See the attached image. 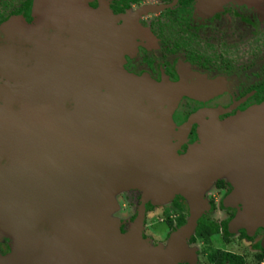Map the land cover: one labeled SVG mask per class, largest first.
<instances>
[{"label": "water", "instance_id": "obj_1", "mask_svg": "<svg viewBox=\"0 0 264 264\" xmlns=\"http://www.w3.org/2000/svg\"><path fill=\"white\" fill-rule=\"evenodd\" d=\"M86 14L82 27L68 29L75 40L65 50L41 28L34 44L14 26L2 28L0 71L19 78L0 86V242L12 246L0 264H177L183 246L166 252L143 240V212L121 232L117 196L132 189L143 191V203L186 197L196 210L181 238L195 225L203 192L226 178L235 186L228 204L243 205L230 228H264V104L241 113H253L249 121H221L222 110L192 115L186 130L213 124L212 141L201 145L210 161L198 169L189 151L179 154L183 134L172 140L173 114L184 97L211 99L220 86L193 72L161 83L126 72L117 22L129 26L133 16ZM24 41L33 50L22 62Z\"/></svg>", "mask_w": 264, "mask_h": 264}, {"label": "flooded vegetation", "instance_id": "obj_2", "mask_svg": "<svg viewBox=\"0 0 264 264\" xmlns=\"http://www.w3.org/2000/svg\"><path fill=\"white\" fill-rule=\"evenodd\" d=\"M48 1H51L49 5L45 3L43 7L42 0H0V39H3L0 46L6 47L7 40L2 28L14 26L12 30H21L25 38L33 36V44L36 37L32 34L40 28L49 41L57 34L65 50L75 40L68 29L82 27L87 21L86 13L91 19L100 15L99 21L107 16H133L129 26H124L123 19L117 22L118 27H123L120 43L124 44L122 61L128 73L156 82H178L181 74L190 68L211 79H225L223 91L209 100L184 97L180 101L173 114L172 137L178 143L183 134L180 155L198 142L199 123L186 130L192 115L222 110L219 119L224 121L264 104V4L259 0ZM108 8L111 11L105 12ZM45 11L49 12L47 17L40 13ZM53 17L55 22L51 21ZM57 43L55 47H61ZM29 44L24 41L20 45L22 50L16 52L22 62L28 56L25 50H33ZM238 51L243 53L238 56ZM5 82L18 81L0 73V86L6 87ZM63 104L69 111L73 107ZM234 192L232 182L217 179L203 192L193 229L177 238L195 216L196 208L190 201L175 195L164 204L152 200L143 203V191L132 189L120 197L122 210H128L119 218L120 230L123 234L129 233L143 212V240L166 252L172 251L174 245L183 246L177 264H230L227 259L230 254L246 261L249 255L256 259L264 254V228L235 232L230 228V222L243 211L242 204L227 202ZM10 242L9 238L0 242L1 255L11 253ZM238 245L249 255L234 252Z\"/></svg>", "mask_w": 264, "mask_h": 264}, {"label": "rangeland", "instance_id": "obj_3", "mask_svg": "<svg viewBox=\"0 0 264 264\" xmlns=\"http://www.w3.org/2000/svg\"><path fill=\"white\" fill-rule=\"evenodd\" d=\"M51 1H48V0H42V5H43V7H44V5H45V3L47 4V5H49V3H50ZM259 2H260V4H264V0H259ZM38 3H40V2H38ZM50 7V6H49ZM111 10L108 8V10L107 11H105V12H110ZM41 14H43V15H45L46 14V17L48 16V14H49V12L48 11H45V12H40ZM92 13H94V12H92ZM103 15H104V12L102 13ZM101 14V15H102ZM94 18H95V20H96V18L97 19H100L101 17H100V15H96V16H94ZM94 20V19H93ZM8 27V26H7ZM1 42H3V39H0V43ZM122 47H124V44L122 45ZM254 50V49H253ZM245 51H247V50H245ZM239 53H243V51H238L236 54L239 56ZM123 62L124 61H122V66H123V68H124V65H123ZM125 70V69H124ZM126 71V70H125ZM184 71V70H183ZM187 73H196V74H198V75H200V77H202V78H205L206 80H210L211 82H217V85L218 86H220L219 88H220V92L219 93H221L222 91H223V89L226 87V81H225V79H223V78H216V79H211V78H209L208 77V75H206V74H202V73H197V72H195V71H192V69H190V68H188L187 70H185ZM184 71V72H185ZM127 72V71H126ZM0 73H2L1 71H0ZM24 76V73H22V77ZM12 77V76H11ZM19 78V77H18ZM17 78V79H18ZM12 79H15V80H17L16 78H14V77H12ZM161 82H163V81H161ZM160 82V83H161ZM217 96V95H216ZM207 100H209V99H207ZM204 101H206V100H204ZM255 108H257V107H255ZM255 108H253V109H251V110H249V111H252V110H254ZM176 111V110H175ZM244 112H247V111H244ZM244 112H241V113H244ZM241 113H238V114H236L235 116H240L238 119H236V120H238V121H240V119L241 118H243V119H245V120H247V121H249L250 120V118L252 119V117H254L255 115H253V113H250V115L249 116H246L247 114H242L241 115ZM164 115H166V111L163 113ZM242 116V117H241ZM244 116H246V117H244ZM212 127H213V124H209V123H207V122H205V123H201V124H199L198 125V131H197V136H198V142H196L194 145H192L189 149H188V151H189V154H190V157H191V160H190V162L192 161V163H193V165H197V168L199 169V167H200V165L202 164L203 165V167L205 166V165H207V164H209V161H210V156L202 149V147H201V145L204 143V140L205 141H212V138L211 137H207L206 135H211L212 133H213V131H212ZM254 127H257V124H254ZM174 135V134H173ZM216 140H214L213 142H215ZM187 151V152H188ZM186 152V153H187ZM198 172V171H197ZM196 172V173H197ZM205 171H204V169H200V172L199 173H197V178H198V180H199V178H201L202 176H203V173H204ZM181 181V180H180ZM188 182V181H187ZM194 185V187L196 188L197 187V185H196V182L193 184ZM142 191V190H141ZM125 192H130V190L128 191H122L121 193H119V195L117 196V199H118V204H119V210H118V212L116 213V215L115 216H117L118 218H120V217H122V216H124V214L123 213H126L128 210L127 209H125L124 211L122 210V206H121V203H120V197H121V195H123ZM237 217V216H236ZM118 236H116L115 235V233L114 234H112V239H116V240H118V238H117ZM245 247V246H244ZM234 252H236V253H239V254H246V255H249V253H246V250L245 249H242L241 248V246H237L235 249H234ZM247 262H248V264H255L256 263V261H255V259L254 258H252V256L251 255H249L248 256V259H247ZM263 263H264V260H263Z\"/></svg>", "mask_w": 264, "mask_h": 264}, {"label": "trees", "instance_id": "obj_4", "mask_svg": "<svg viewBox=\"0 0 264 264\" xmlns=\"http://www.w3.org/2000/svg\"><path fill=\"white\" fill-rule=\"evenodd\" d=\"M230 260V264H248V262L241 256L239 255H232L230 254L229 257L227 258ZM264 260V254H260L256 257L255 264H261Z\"/></svg>", "mask_w": 264, "mask_h": 264}, {"label": "built area", "instance_id": "obj_5", "mask_svg": "<svg viewBox=\"0 0 264 264\" xmlns=\"http://www.w3.org/2000/svg\"><path fill=\"white\" fill-rule=\"evenodd\" d=\"M261 264H264L263 262Z\"/></svg>", "mask_w": 264, "mask_h": 264}]
</instances>
